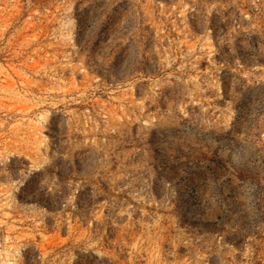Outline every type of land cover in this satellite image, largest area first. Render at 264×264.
Returning a JSON list of instances; mask_svg holds the SVG:
<instances>
[{
  "label": "rangeland",
  "instance_id": "1",
  "mask_svg": "<svg viewBox=\"0 0 264 264\" xmlns=\"http://www.w3.org/2000/svg\"><path fill=\"white\" fill-rule=\"evenodd\" d=\"M0 264H264V0H0Z\"/></svg>",
  "mask_w": 264,
  "mask_h": 264
}]
</instances>
